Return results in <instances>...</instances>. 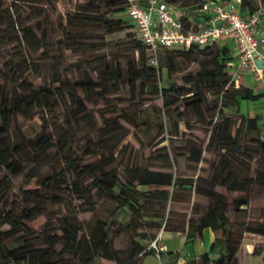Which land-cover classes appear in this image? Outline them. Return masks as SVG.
Masks as SVG:
<instances>
[{"label": "trees", "instance_id": "obj_1", "mask_svg": "<svg viewBox=\"0 0 264 264\" xmlns=\"http://www.w3.org/2000/svg\"><path fill=\"white\" fill-rule=\"evenodd\" d=\"M56 1L44 0V3L50 5ZM166 1L181 8L183 15L180 19L185 27H196V23L203 21L204 15L194 10L197 7L199 10L205 0ZM99 2L101 5H95L97 8L88 2L79 4L77 11L69 12L66 23L59 26V35L44 31L38 35L33 26L25 25L21 28V37L31 49L38 50L67 41L80 43L75 32H82L92 24L101 29L103 36L108 34L112 39L116 35L124 38L133 26L136 38L133 47L144 48L133 23L127 21L126 0ZM3 5L4 0H0V23L6 21L2 14ZM258 7L264 8V0H239L243 15ZM94 11L99 13L93 15ZM261 16L264 20V10ZM180 57L195 59L197 68L180 75L184 85L178 100L172 93L175 85L161 87L159 75L163 66L179 71ZM232 59L228 45L215 43L203 48L160 50L157 67L148 64L147 59L141 63L128 59L112 61L98 69L95 78L85 72L63 80L57 77L48 82L33 83L20 75L9 83L8 74L3 75L0 78V201L5 203L0 210V264H96L100 259L117 264H140L141 256L154 253L147 246L161 229L183 231L186 228L191 233L190 241L200 238L206 227L219 229L222 236L211 242L208 251L182 264H244L237 255L242 234L248 232L264 237V205L255 210L257 221L248 223L243 215L249 199L243 195L244 205L240 207L229 198L233 192L243 191L249 195L254 187H264V134L261 132L264 127L260 115L248 117L241 113L239 105L240 100H257L264 96V92H254L252 87L240 82L235 86L228 71ZM121 87L126 88L132 98L151 93L159 95L164 105L178 100L172 110L184 126L191 128L185 118L189 115L207 129L206 140L200 145L190 143L187 149V160L197 165L204 161L203 152L213 156L206 160L209 167L206 177L198 175L199 166L192 179L176 175L169 167L151 169L133 164L121 173L109 168L112 160L107 157L106 145L118 142L123 135L119 128L122 114L114 111L112 115H106V112L101 115L103 124L97 132L99 145L88 148V153L97 154L99 158L89 163L66 158L68 147L64 134L54 133L47 126L41 125L36 133L25 136L12 131L15 115H43L61 105H73L89 118L91 115L85 112L87 101L93 97L104 101L106 94L117 92ZM208 92H217V109H212L208 102ZM165 113L169 110H160L159 115L163 117ZM144 123L148 127L156 124L157 129L163 130L161 119L157 123L146 119ZM52 153L64 158L65 163L50 172L42 166ZM161 158L168 161L164 156ZM70 169L75 171L78 179L68 185L63 183V178ZM11 175H22V187L9 199ZM32 182L35 187L25 188ZM175 187L189 189L195 197L205 200V206L199 208L193 201L189 215L178 211L172 199ZM69 188L82 199L83 205L88 206L86 211L91 219L83 226L75 215L59 217L60 234L46 233L52 244H60L56 251L38 241L31 222L46 213L45 203H60L59 192H66ZM99 200L112 205L104 216L97 214ZM125 217L128 219L123 221ZM122 232L127 235L129 243L125 256L119 257L113 236ZM172 253L161 250L158 256L162 259ZM64 255L70 256L71 261ZM252 255L258 257L259 264H264V244L254 245Z\"/></svg>", "mask_w": 264, "mask_h": 264}, {"label": "rangeland", "instance_id": "obj_2", "mask_svg": "<svg viewBox=\"0 0 264 264\" xmlns=\"http://www.w3.org/2000/svg\"><path fill=\"white\" fill-rule=\"evenodd\" d=\"M99 1L57 0L49 5L45 4L44 0H4L2 14L6 17V21L0 23V78L7 73L9 76L6 77L9 83H12L13 77L20 75L33 83H39L48 82L57 77L63 80L66 77L77 76L85 72L95 78L98 76V69H103L106 63L117 60L125 61L126 59L141 63L146 60L145 49L133 47L136 41L133 26L128 29L130 32L124 38H119L120 36L116 35L112 39L108 34L103 36L101 29L92 24L82 32H75V37L81 40L80 43L74 44L67 41L58 46L49 45L47 49L41 47L38 50L31 49L21 37V28L25 25L33 26L38 35L41 31L59 35V26L66 23V15L69 12L77 11L78 5L82 3L90 2L96 7L95 5H101ZM194 12H199L198 7ZM98 13L99 11L92 12L93 15ZM11 21H13V25ZM127 21L129 22L128 19ZM261 29H264V25ZM74 45H78V47ZM178 64L179 71L175 68L168 70L164 66L161 68L159 85L169 88L171 84H174L175 88L172 93L179 100L184 85L180 75L186 70H195L197 61L180 57ZM216 93H207V99L212 109H217ZM142 95L132 98L128 90L121 87L117 92L106 94L104 101L100 97H93L87 101L85 112L91 115L89 118L83 116L84 112L78 111L75 106L70 107L67 104L66 106L61 105L51 112L43 113V115L40 113H31L29 117L15 115L11 128L21 136L36 133L41 125L49 127L54 133L61 132L64 134L63 137L68 147L66 158L80 163H89L99 158L97 154L88 153V148L99 145L97 132L98 127L103 124L101 115L105 112L106 115H112V111H114L116 114H122L119 118V128L123 135L118 142L106 145L107 157L112 160V163L108 165L109 168H114L121 173L125 167L133 164L151 169L169 167L176 175L184 179H192L199 166L198 175L206 177L209 168L206 160L212 159L213 156L203 152L204 161L197 165L187 160V149L190 143L200 145L206 140L207 129L189 115L185 116L191 124V128L187 129L179 120L176 112L172 110L178 100L164 105L159 95L151 93ZM243 101L245 100H240V102ZM167 109L169 113H165L161 117L160 110L166 111ZM146 119L153 123H157L161 119L163 130L157 129L156 124L148 127L144 123ZM261 125L264 127V124L261 123ZM261 132L264 134V128L261 129ZM160 139L164 140L157 143ZM162 156L166 157L168 161H163ZM47 159L48 162L42 166V169L50 172L59 169L65 163L64 158L56 153L50 154ZM10 177L12 185L8 195L9 199L12 195L18 194L22 187V175H11ZM74 179H78V176L74 170L70 169L66 171L63 183L69 185ZM33 187H35L33 182L25 186V188ZM241 192L242 195L233 192L229 200L235 205L243 207L242 197L243 195L247 197L249 203L244 209L243 218L248 223H255L257 221L255 210L259 205H264V187H254L249 195ZM59 195L60 203H45L46 213L37 216L31 222L35 234L38 235V241L43 245L53 247L56 251L60 249V244H52L46 233L60 234L59 217L68 214L75 215L83 226L91 219L90 213L86 211L88 206L83 205L82 199L70 188L66 192H59ZM191 195L189 189L175 187L172 192V199L175 200L174 207L181 210L187 209ZM194 201L199 208L205 206V200L201 197H195ZM4 203L0 201V210ZM111 206L108 201H97V214L106 215ZM231 218L234 220L233 215ZM127 219L125 217L123 221ZM262 239L264 238L257 235L245 234L237 253L238 260L244 264H259L258 257L252 255L251 250L253 245L264 244ZM198 242L199 240L194 244L195 248L198 247ZM113 243L119 257H124L129 243L127 235L124 232L114 235ZM179 245L178 239L168 244L169 249L173 251L179 248ZM64 257L70 261L72 259L68 255H64ZM173 261V256L160 259L155 254L148 253L141 256L140 264H173ZM96 264L117 263L112 260L100 259Z\"/></svg>", "mask_w": 264, "mask_h": 264}, {"label": "built area", "instance_id": "obj_3", "mask_svg": "<svg viewBox=\"0 0 264 264\" xmlns=\"http://www.w3.org/2000/svg\"><path fill=\"white\" fill-rule=\"evenodd\" d=\"M262 10L264 8L258 7L243 15L239 0H205L199 8L204 19L196 23V27H185L180 19L183 15L181 8L166 0H126L125 13L147 52V63L155 67L158 66L160 50L203 48L229 38L233 45V59L228 71L237 86L243 71L264 81V66L258 67L255 63L258 59L264 62ZM158 237L159 233L147 246L157 256L162 250Z\"/></svg>", "mask_w": 264, "mask_h": 264}, {"label": "crops", "instance_id": "obj_4", "mask_svg": "<svg viewBox=\"0 0 264 264\" xmlns=\"http://www.w3.org/2000/svg\"><path fill=\"white\" fill-rule=\"evenodd\" d=\"M262 25H264V21H262ZM262 31H264V29H262ZM218 43L226 44L232 50L233 45L229 38L222 39ZM239 82L244 85L252 87L254 92H264V81L254 79L253 75L248 71H243L241 73ZM239 106H240L241 113H243L244 115L248 117H253L255 114L260 115L261 122L262 124H264V96H262L261 98L257 100H245L243 102H240ZM237 194L242 195V192H237ZM194 199H195V196L192 193L191 198L188 201V205H189L188 208L183 209V210L177 208V210L187 212L188 213L187 215H189L190 206L193 203ZM245 234L257 235L253 233L244 232L242 234L240 245L242 244V240L245 238ZM221 236L222 234L219 229H211L209 227H206L202 230V236L200 238H194L193 240L188 241V239L191 237V233L188 232L186 228L183 231L161 229L159 231L158 244L162 247V250L173 252L171 254V256L174 257L173 264H181L183 261H186L190 258H197L199 254L208 251L211 242L215 238L221 237ZM257 236L264 238L260 235H257ZM176 239L179 240V244H180L179 248H177L175 251L170 250L168 244L171 243L172 241H175ZM197 240H199L198 247L195 248L194 244L197 242ZM253 247L254 245L252 246V250H253ZM171 256L170 255L165 256V258L171 257ZM169 262H172V261L169 260Z\"/></svg>", "mask_w": 264, "mask_h": 264}, {"label": "water", "instance_id": "obj_5", "mask_svg": "<svg viewBox=\"0 0 264 264\" xmlns=\"http://www.w3.org/2000/svg\"><path fill=\"white\" fill-rule=\"evenodd\" d=\"M255 63H256V65H257L258 67H262V66H264V62H262L261 59L256 60Z\"/></svg>", "mask_w": 264, "mask_h": 264}]
</instances>
